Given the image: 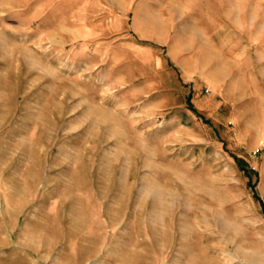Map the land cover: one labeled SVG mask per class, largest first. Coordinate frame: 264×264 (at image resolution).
<instances>
[{
    "label": "rangeland",
    "instance_id": "1",
    "mask_svg": "<svg viewBox=\"0 0 264 264\" xmlns=\"http://www.w3.org/2000/svg\"><path fill=\"white\" fill-rule=\"evenodd\" d=\"M250 179L264 0H0V264H264Z\"/></svg>",
    "mask_w": 264,
    "mask_h": 264
},
{
    "label": "crops",
    "instance_id": "2",
    "mask_svg": "<svg viewBox=\"0 0 264 264\" xmlns=\"http://www.w3.org/2000/svg\"><path fill=\"white\" fill-rule=\"evenodd\" d=\"M228 78V75H227ZM225 78V81L228 79ZM232 80L229 82L228 85H226L225 90H263L260 88L257 84V79L254 78L253 76H248L244 72L238 76H231ZM193 79V77H192ZM216 79H210L209 78V83H214L216 85ZM228 83V82H227ZM219 85V84H218ZM218 85H216V90H219Z\"/></svg>",
    "mask_w": 264,
    "mask_h": 264
},
{
    "label": "trees",
    "instance_id": "3",
    "mask_svg": "<svg viewBox=\"0 0 264 264\" xmlns=\"http://www.w3.org/2000/svg\"><path fill=\"white\" fill-rule=\"evenodd\" d=\"M188 104H189V108H190V109L196 111V109H195V107L193 106V103H192V101H191V94H189V97H188ZM243 169L246 171L247 175L251 177V173H252L253 169H252V168H248V167H244ZM249 184H250V187L253 188V190H254V192H255V195H256V197L258 198V200H260L261 203H262V205L264 206V202L261 200V198L259 197V195L257 194V192H256V190H255L256 183H252V181H251V179H250V180H249Z\"/></svg>",
    "mask_w": 264,
    "mask_h": 264
}]
</instances>
